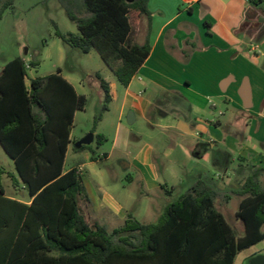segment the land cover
<instances>
[{
	"label": "trees",
	"instance_id": "1",
	"mask_svg": "<svg viewBox=\"0 0 264 264\" xmlns=\"http://www.w3.org/2000/svg\"><path fill=\"white\" fill-rule=\"evenodd\" d=\"M16 1L0 0V20L14 10ZM58 1L78 32L63 34L53 22L56 35L85 54L95 50L128 87L152 49L149 40L134 41L141 18L151 20L149 0ZM261 4L264 0H250L248 21L253 7ZM37 65L19 56L0 74V144L14 161L16 175L8 173L13 185L22 186L29 196L23 201L6 195L1 184L6 172L0 166V264H233L240 251L264 240L262 169L239 192L243 200L237 217L245 225L243 236L216 208L224 194L202 179L170 203L156 223L128 214L125 224L112 231L90 224L80 205L88 198L83 174L78 167L64 169L74 114L85 109L87 98L61 69L31 79L28 86V66ZM96 77L104 100L92 133L112 101L109 82L100 73ZM95 138L98 145L107 140L102 134Z\"/></svg>",
	"mask_w": 264,
	"mask_h": 264
},
{
	"label": "crops",
	"instance_id": "2",
	"mask_svg": "<svg viewBox=\"0 0 264 264\" xmlns=\"http://www.w3.org/2000/svg\"><path fill=\"white\" fill-rule=\"evenodd\" d=\"M249 6L250 0H149L151 20L145 16L141 18L134 41L144 44L149 40L150 56L130 85L123 86L122 94L115 95L109 83L112 94L109 105L119 100L120 117L124 111L131 110L135 121L137 117L148 120L151 114H158L159 119L154 118L151 129L165 143L143 145L125 167L139 173L144 188L142 197H128L124 204L105 195L81 200L82 213L90 224L99 223L112 231L123 226L127 215L134 216L138 209L143 219L158 221L166 207L176 200L164 198L157 203V197L151 194L158 184L162 186L156 157L166 161L162 162L165 171L176 160L182 167L183 161L191 156L193 165L205 162L206 166L198 170L192 180L185 181L177 174V185H187L188 190L202 179L223 193L215 205L226 220L224 209L233 199H237L240 206L243 196L239 192L245 180L258 169H262L259 181L264 188V4L253 7L254 14L249 18L252 30L242 32V24L248 22ZM14 12L15 5L14 10L5 12L0 25ZM10 26L13 28L12 21ZM61 74L81 94L76 80ZM33 78L35 76L28 72V86ZM79 111L74 114V122ZM228 126L242 133L243 142L231 139L228 142L222 138ZM193 136L200 140L190 139ZM72 137L71 131V141ZM118 138L116 136L114 144ZM164 144L169 145L168 150L164 149ZM174 156L176 160L172 161ZM92 157L88 159L93 161ZM76 167L84 170L82 164ZM182 169L191 173V168ZM130 181L134 178L130 177ZM165 183L167 185L168 180ZM170 192L166 189L167 194ZM23 201H29V197ZM143 223L154 222L143 220ZM117 224L120 226H115ZM238 226L237 229L232 227L243 236L245 225ZM261 246L264 240L240 251L233 264H251L254 258L264 257L258 254Z\"/></svg>",
	"mask_w": 264,
	"mask_h": 264
},
{
	"label": "rangeland",
	"instance_id": "3",
	"mask_svg": "<svg viewBox=\"0 0 264 264\" xmlns=\"http://www.w3.org/2000/svg\"><path fill=\"white\" fill-rule=\"evenodd\" d=\"M11 21L13 28L10 26ZM53 22L56 23L58 30L63 34L78 32L76 23L68 17L64 7L58 0H18L15 4L14 14H9L4 23L0 25V70L12 58L20 56L27 59V63L31 60L38 63L37 67L28 66L30 76H47L57 73V70L61 69L64 75L74 78L79 92L86 96L87 103L85 109L77 113L72 128L71 150L66 157L64 169L69 170L80 164L83 165L84 170L81 171L84 173L82 183L89 198L94 199L97 196L105 195L106 198H112L119 204H124L128 197L138 199L144 195L143 182L140 181V175L136 170L126 169L127 164L143 145L165 143L163 138L157 137L151 129V124L155 123L154 118L159 119V116L153 113L148 120L137 117L133 124H129L127 116L132 111H124V114L120 117L121 102L116 99L109 105V111L104 113L102 122L97 125L94 132L95 136L102 134L107 140L98 145L95 138L87 149L76 151L75 144L89 133H92L94 118L103 105L104 94L96 73H100L112 85V92L115 95L122 94L124 87L118 82L116 76L95 50L85 54L79 48L67 44L56 35ZM246 23L242 30H252V22L248 21ZM247 43L249 44V41ZM245 47L249 51V48ZM241 134L228 126L223 132L222 138L228 142L231 139L238 140L241 143L243 142ZM116 136H119V138L114 144ZM196 138L200 140L198 136L190 137L194 141H196ZM164 145L166 146L164 149L167 148L168 150L169 145ZM189 155L191 156V154ZM88 156H95L96 160L91 161ZM173 160H176L175 156L172 157ZM193 160L194 158L191 156L187 161H183L182 167H179V161L176 162V160L171 162L168 166L169 170L165 171L162 162L165 163L166 161L161 160L159 157L155 158L157 172L160 176L159 182L162 184V186L158 184L157 188L151 191V194L155 198L157 197V203L163 202L164 198L177 201L187 191V185H177L176 175L179 174L185 181L192 180V176H195L198 170L200 171L206 166L205 162H198L200 165H193ZM0 166L6 172L1 177V184L6 191V195H13L18 199L27 200L29 197L27 191L22 192L24 190L22 186L15 187L8 175V173L16 175V170L12 159L1 144ZM182 168H191V173L187 174ZM130 177H133L134 181H130ZM165 180H168L167 185ZM173 184L176 185L174 191H172ZM166 189L171 191L170 194L166 193ZM238 209L237 199H233L224 209L227 220L235 229L239 227L238 225L244 224L242 220L235 216ZM134 217L142 222L143 220L157 222V219H143L141 209H138ZM257 250L258 254H264V246L259 247Z\"/></svg>",
	"mask_w": 264,
	"mask_h": 264
},
{
	"label": "water",
	"instance_id": "4",
	"mask_svg": "<svg viewBox=\"0 0 264 264\" xmlns=\"http://www.w3.org/2000/svg\"><path fill=\"white\" fill-rule=\"evenodd\" d=\"M135 122V116L133 112H130L128 115V123L133 124ZM95 135L94 133H89L86 137L81 139L75 144V147L80 149L84 145H91L94 142ZM128 166V164H127ZM251 264H264V257L258 256L254 258L251 262Z\"/></svg>",
	"mask_w": 264,
	"mask_h": 264
}]
</instances>
